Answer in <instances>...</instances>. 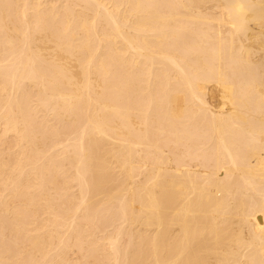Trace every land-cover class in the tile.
<instances>
[{
  "label": "bare ground",
  "instance_id": "obj_1",
  "mask_svg": "<svg viewBox=\"0 0 264 264\" xmlns=\"http://www.w3.org/2000/svg\"><path fill=\"white\" fill-rule=\"evenodd\" d=\"M0 264H264V0H0Z\"/></svg>",
  "mask_w": 264,
  "mask_h": 264
}]
</instances>
